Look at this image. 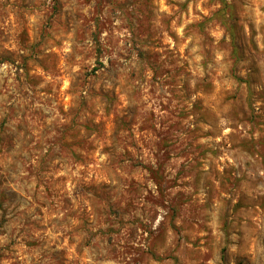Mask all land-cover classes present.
Wrapping results in <instances>:
<instances>
[{"label":"rangeland","instance_id":"374dc122","mask_svg":"<svg viewBox=\"0 0 264 264\" xmlns=\"http://www.w3.org/2000/svg\"><path fill=\"white\" fill-rule=\"evenodd\" d=\"M0 264H264V0H0Z\"/></svg>","mask_w":264,"mask_h":264}]
</instances>
